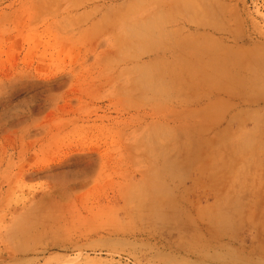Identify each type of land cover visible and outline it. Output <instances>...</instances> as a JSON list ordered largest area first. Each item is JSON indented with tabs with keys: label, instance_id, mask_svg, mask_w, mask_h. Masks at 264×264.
Masks as SVG:
<instances>
[{
	"label": "rangeland",
	"instance_id": "1",
	"mask_svg": "<svg viewBox=\"0 0 264 264\" xmlns=\"http://www.w3.org/2000/svg\"><path fill=\"white\" fill-rule=\"evenodd\" d=\"M0 264H264V0H0Z\"/></svg>",
	"mask_w": 264,
	"mask_h": 264
}]
</instances>
